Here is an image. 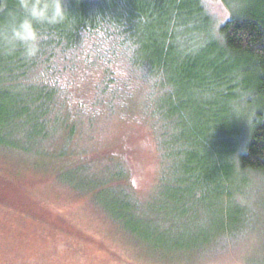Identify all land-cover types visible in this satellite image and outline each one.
I'll use <instances>...</instances> for the list:
<instances>
[{"label":"rangeland","instance_id":"obj_1","mask_svg":"<svg viewBox=\"0 0 264 264\" xmlns=\"http://www.w3.org/2000/svg\"><path fill=\"white\" fill-rule=\"evenodd\" d=\"M69 1L67 13L79 16L113 0ZM178 1L144 4L151 16L146 28L135 24L136 44L120 46L118 35L106 30L86 31L75 48L54 55L53 73L36 74L65 83L66 92L87 104L72 114L67 105L55 108L74 118L71 138L59 128L46 143L28 144L27 152L0 146V198L16 208L31 206L44 223L82 233L125 264H264V175L246 172L243 183L223 193L198 186L199 170L189 173L187 154L164 156L161 121L153 112L169 96L190 95L181 64L202 59L213 47L212 32L201 36L196 17L189 27H170ZM201 1L214 29L238 3ZM184 18L180 14L179 22ZM130 57L165 67L151 78Z\"/></svg>","mask_w":264,"mask_h":264},{"label":"trees","instance_id":"obj_2","mask_svg":"<svg viewBox=\"0 0 264 264\" xmlns=\"http://www.w3.org/2000/svg\"><path fill=\"white\" fill-rule=\"evenodd\" d=\"M148 1L137 5L134 0H113L106 9L79 16L69 9L64 23L38 26L39 50L29 58L21 46L13 48L4 39L22 15L18 3L0 0V146L27 152L32 150L28 144L46 143L59 128L71 138L76 126L70 114L79 112L84 101L66 92L65 83L36 74L53 73L54 55L75 48L86 31L106 30L107 36L118 35L120 46L136 44L135 24L143 26L151 16L144 5ZM236 1L231 16L217 29L201 0H181L171 7L172 29L176 24L189 27L196 17L201 36L212 32L213 47L202 59L181 64L185 70L179 74L190 95L169 96L153 112L161 121L164 156L187 154L189 173L199 170L198 186L223 193L243 183L240 175L246 172L264 175V0ZM180 14H185L182 23ZM130 62L151 78L165 67L148 59L130 57ZM60 103L69 106L70 114L55 111ZM24 136L40 140L25 142ZM41 219L31 206L16 208L0 198V264H125L82 233Z\"/></svg>","mask_w":264,"mask_h":264},{"label":"clouds","instance_id":"obj_3","mask_svg":"<svg viewBox=\"0 0 264 264\" xmlns=\"http://www.w3.org/2000/svg\"><path fill=\"white\" fill-rule=\"evenodd\" d=\"M20 15L5 34V42L13 48L21 46L26 57H33L39 50L42 33L40 25L61 23L67 9L64 0H17Z\"/></svg>","mask_w":264,"mask_h":264}]
</instances>
